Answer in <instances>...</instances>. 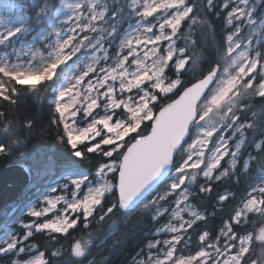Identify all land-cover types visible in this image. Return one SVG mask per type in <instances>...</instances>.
I'll list each match as a JSON object with an SVG mask.
<instances>
[{
    "label": "snow or ice",
    "instance_id": "snow-or-ice-1",
    "mask_svg": "<svg viewBox=\"0 0 264 264\" xmlns=\"http://www.w3.org/2000/svg\"><path fill=\"white\" fill-rule=\"evenodd\" d=\"M230 2L231 7L229 3L223 5L228 9L226 19L230 26L222 43L226 67L223 70L219 65L210 67L207 75L197 83L182 87V94L177 92L171 97L168 94L181 84L179 74L191 59L184 55L187 48L177 47V41L184 38L181 32L184 22L190 20L191 26L198 19L191 15L195 5L189 4L188 0H131L128 4L113 0L111 8L104 0H73L71 3L63 0L60 8H55L58 23L44 37L48 49L46 57L39 61L32 56L22 61L20 55L13 58L7 53L0 57V97L3 100L16 103L11 95L16 92L15 86L7 87L13 81L36 90L42 82L56 78L60 87L54 101L55 111L59 114V122L63 123L66 144L80 159H84L86 153H99L107 158L96 173L99 185L90 187L86 196L75 199L82 185L89 180L82 176L71 182L75 188L73 201L67 202L63 196L49 198L45 202L48 207L32 208L29 215L39 218L55 209L60 201H65L73 213H82L87 227L88 218L93 216L105 194L112 193L116 202L99 216L101 221L114 209L132 213L141 206L153 220H159L169 213V207L160 202L173 196L176 198L175 209L170 212L168 223L158 228L152 234L157 238L147 244L149 250L163 245L166 251L156 256L150 252L149 264H209V261L212 264H246L245 256L253 237H238L233 229L234 225L246 221L248 213H264V184L257 189L259 196L249 198L221 228L220 236L225 241L222 247L219 242L205 244L209 236L205 231L199 237L203 246L194 255H176L181 241L186 236L187 241L191 240L188 230L197 221L205 219L191 210L188 203L189 197L196 194L190 191V186L196 184L197 176L204 178V183L197 185L199 192H211L210 182L235 171L247 132L258 131L264 136V113H258L252 105L257 96L264 98V52L261 51L264 32L260 31L264 30V18L258 19L255 15L257 8L253 0ZM208 4L211 8L212 0H208ZM6 7L9 13H15V17L0 19V24L4 25L0 31V46L9 48L15 42L25 40L30 29L25 23L27 17L23 9L12 4ZM61 9L67 14L63 15ZM126 23L132 25L131 30L125 29ZM245 29L249 34L241 36ZM114 45L117 50L113 59L109 49ZM88 54H91L90 63L86 66L78 63ZM101 61L104 62L102 65ZM73 65L81 70L69 78L67 70ZM168 72L176 75V79L169 80ZM218 73L227 78L212 91L209 85L220 82ZM206 91L208 95H205ZM201 104L204 106L200 107ZM249 112L251 122L237 123L241 121V113ZM81 124L85 126H78ZM190 129L197 136L188 144L189 154L185 158L183 145L187 143L186 137L191 139ZM221 129L223 132L209 150L211 138ZM4 131L8 132V129ZM129 136L131 139L126 140ZM61 139L63 141V137ZM233 140H237L234 147L231 146ZM85 141L89 143L84 149L79 148L78 142L84 144ZM255 148L261 149V143H256ZM10 150L7 140L0 142V154ZM225 157L229 158L231 167L221 169L217 175ZM256 160V156H249L245 167ZM165 184L167 192L151 195ZM227 199V195L220 197L221 201ZM184 211L190 219L184 218L181 214ZM76 222L65 216L50 223L23 224L26 232L22 238L9 234L0 240V255L30 252L35 245L24 242L34 231L49 229L67 233ZM162 233L170 234V238L160 239ZM187 241L185 247H188ZM43 255L41 252L35 259L16 260L13 264H46ZM75 255H84L79 243L75 246Z\"/></svg>",
    "mask_w": 264,
    "mask_h": 264
},
{
    "label": "trees",
    "instance_id": "trees-1",
    "mask_svg": "<svg viewBox=\"0 0 264 264\" xmlns=\"http://www.w3.org/2000/svg\"><path fill=\"white\" fill-rule=\"evenodd\" d=\"M20 4L28 9L33 4L44 6L45 13L49 15L56 7L58 0H8ZM109 8L113 6V0H105ZM194 4L192 16L197 17V22L190 25V20H186L181 32L183 39L178 40V46L187 48L186 56H191L189 65L181 71L180 76L183 80L180 88L168 95L175 96L182 87H187L196 80L207 74L210 67L221 66L223 58V40L228 33L225 22V10L212 3V7L207 5L208 0H189ZM128 4V0H121ZM54 7H51L53 6ZM173 75L172 72H169ZM56 80L44 81L36 90L27 86L16 85V92L11 94L16 100L15 104L3 100L0 97V142L8 141L11 148L6 151L9 155V164H20L26 166L31 178L45 179L67 168L84 169L93 173L105 159L96 153H86L84 159H80L74 151L66 144V135L63 133V125L59 122V114L55 111L54 105L49 101L53 93L52 87ZM170 102V101H169ZM263 104L264 98L257 96L252 105L254 109ZM256 111V110H255ZM150 123V122H146ZM144 125H142L143 130ZM8 129V132L4 130ZM250 132L248 131V134ZM63 137V141L61 139ZM263 136L257 132L255 139H262ZM131 139V136L128 138ZM15 141V143H12ZM253 143L248 147L251 149ZM84 149V145L79 146ZM257 150L254 151V155ZM242 164H239L234 172L220 180L209 183L212 191L200 193L195 191L191 200L198 196L199 204L197 207L205 213V219L197 222L194 229L190 230L191 236L196 233L207 231L208 240L215 239L219 229L229 222L236 207L245 195L255 184L260 176L255 173L252 165L248 170L242 171ZM197 189V188H195ZM228 195L225 201H219L223 194ZM112 202L109 196L105 197L102 205L104 206L102 215L116 202L113 194ZM96 216V214H94ZM93 216L85 227L84 220H79L77 225L70 229L67 234H55L52 236L36 235L34 242L43 250L46 257V264H138L137 260L143 254V236L147 231L150 218L144 211L125 213L115 210L105 216L104 220L96 219ZM259 227L264 234V213H250L246 221L240 225H234L237 235L250 233ZM90 240V251L84 257L76 258L73 254L68 255L72 246L77 242ZM263 241H255L249 248L246 259L251 262L261 264L264 260ZM87 244V243H86ZM58 250L59 255L53 256L52 253ZM68 259L70 262H68Z\"/></svg>",
    "mask_w": 264,
    "mask_h": 264
},
{
    "label": "rangeland",
    "instance_id": "rangeland-1",
    "mask_svg": "<svg viewBox=\"0 0 264 264\" xmlns=\"http://www.w3.org/2000/svg\"><path fill=\"white\" fill-rule=\"evenodd\" d=\"M62 2H63V0H58V3H57L55 8H60V5ZM67 2L71 3V2H73V0H67ZM130 2H131V0H128V3H130ZM253 2L255 3L256 8H257V12L255 14L257 16V18L258 19L264 18V0H253ZM104 3L108 6V3L105 0H104ZM188 3L191 4V2L189 0H188ZM212 3H214L216 6H220L221 10L226 11L225 13L228 12V9H225L223 7V5L225 3H229V7L232 6L230 0H212ZM8 4L14 5L17 9H23L24 15L27 17L25 23L29 27L30 31H29L27 38L25 40L15 42L14 45H12V47L5 48L3 46H0V57L4 56L6 53L12 55L13 58H15L16 55H20L22 58V61L25 59H28L30 56L34 57L35 60H37V61H39L43 57H46L48 49L46 47V40L44 39V37H46L47 33L51 31V27L54 24L58 23L55 8L53 9V11L49 15H47L45 13V10L43 9L44 6H40L38 4H33V7H30V9H28V8H26L20 4H16L12 1L0 0V19H5L9 16H12L13 18L15 17V13H9L8 12L7 7H6V5H8ZM207 5H208V2H207ZM61 12L63 13V15L67 14L65 9H61ZM63 15L61 16V18H63ZM224 19L226 22V27H227V29H229L228 30V32H229L230 26L227 24L226 14H225ZM5 22H6V20H5ZM124 27H125V29L131 30L132 25H129L126 23L124 25ZM3 28H4V25L0 24V31H3ZM260 31L264 32V30H260ZM247 34H249L248 30L245 29L241 33V36H244ZM259 35H260V32L257 33V37H259ZM13 40H15V38H13ZM29 45L31 46L30 49L28 47ZM177 47H179L178 41H177ZM13 48L15 49V52H13ZM179 48H182V47H179ZM116 50L117 49H116L115 45L111 49H109V54L113 59L115 58ZM261 51L264 52V48H262ZM184 55H185V53H184ZM90 62H91V54H88L86 56H83L81 61L78 63L86 66V63H90ZM68 63L72 64L71 61H69ZM100 63L102 65L104 62L101 61ZM109 63H112V61L110 60ZM61 67L63 68L64 66L62 65ZM220 67L222 70L224 67H226L225 61L222 62V65ZM80 70H81L80 67L73 65L71 68H69L67 70V74H68L69 78H71V76L75 75ZM257 71L259 72V68L257 69ZM58 73H59V69H58ZM92 75H94V74H92ZM167 75H168L169 80H175L176 79V75H174V74L170 75L168 72ZM253 75H255V73ZM218 76H220V82L214 83L215 86L213 85L211 87L212 91H215L216 87H219L220 84L224 80H226V78H227L226 76L222 75L221 73H218ZM179 79L181 80V84L178 85L177 88L174 89L172 93L176 92L180 88V86L182 85L183 80H182L180 74H179ZM54 80H56V78H54ZM54 86L55 87H52V89H51V92L53 93V95L49 99V101L55 107L54 101L57 98V95H58L57 90L60 87L57 80H56V83L54 84ZM255 86L256 85L254 84V87ZM179 92H181V91H179ZM172 93H169L168 95H171ZM208 94L209 93H207V95ZM242 103H247V101H243ZM199 106L203 107L204 105L201 104ZM257 108L258 109H254V110H256L258 113H264V105L263 104L258 105ZM212 116H214V113L212 114ZM76 119L79 120L80 119L79 116H77ZM240 122H245V123L251 122L250 112L249 113H241V121H238L237 123H240ZM62 125H63V123H62ZM78 126H85V124H81ZM221 132H223V129H221L220 132H217L213 135V137L211 138V142L208 144L209 150H211L213 143L216 142V139L221 134ZM249 132H250L249 134L247 132V139H246L245 145L242 147L241 153L238 155L237 163H236V167L239 164H242L241 169H242V171H245V172L252 165L253 161H250L248 163L247 167H245V162L248 161L249 156H255L254 151L257 150L255 148V144L261 142V139H257V140L255 139V136L257 135L258 131L253 132V131L249 130ZM228 135H231V133H228ZM196 136H197V133L194 130H191V133H190L191 139L188 138L187 143H185L183 145L185 148V153H184L185 158L189 154L188 153V144L194 142L196 139ZM129 137H126V140H128ZM96 139L98 140L100 138L97 137ZM237 140H238V136H237ZM237 140H233L231 142V146L234 147ZM250 142L253 143L251 149H249V147H248ZM88 143H89L88 141H85L84 144H79V142H78V147L81 145L88 144ZM91 143L94 144L95 141H91ZM104 147H107V146H104ZM121 151H122V149H121ZM96 154H99V153H96ZM103 158L105 160L107 159L106 157H103ZM207 158H208V153L206 152L205 159H207ZM100 165L98 166V168L93 173H89L84 169H78V168L72 167V168H67L64 171L58 172L52 176L46 177L45 179H34L33 180V178H31V181L24 187V189L19 194V197L17 199H15L14 201H12L11 203H9L8 205H6L0 211V226L2 225L3 227L1 226L2 227L1 230L3 229V231H5V232L0 234V240L5 239L6 237L9 236V234H15L16 236L22 238L26 232V229L22 226L23 224L50 223L54 220H57L58 218L63 219V218H65V216H67L70 221L76 220L77 221L76 225H77L79 220H83V215L80 212L73 213L71 211V209L68 208L67 203H65V201H60L59 203H57L55 209L50 210L47 214L42 215L39 218L32 217L31 215H29V213H30L32 208H36L37 210H40L44 207H48V205L45 202L49 198L56 199L59 196H63V197H65V200L67 202L73 201V199H74L73 193L75 192V188L71 184V182H72V180L79 179L82 176L89 177V180L87 182H85L84 185H82L79 193L76 194L75 199H81L84 196H86L88 194V189L90 187L95 188L99 185L100 181H99V177L96 175V173H97ZM230 167H231V162H230L228 157H225V159L223 161H221L220 169H217L216 174L218 175L221 169H227ZM193 171H196V170H193ZM48 181H52L49 189L42 194L35 195L34 192H35L36 188L41 186L42 184L48 182ZM187 183L188 182H186V185H187ZM201 183H204V178L202 175H198L197 180H196V184L190 186V191L195 192V191L199 190L197 185H199ZM262 184H264V174H261L256 179L255 184L252 186L250 191L245 195V197L240 201L239 205L235 209V212L240 207H242V205L249 198H251L252 196H259V192L257 191V189ZM195 188H197V189H195ZM167 191H168V188H167V185L165 184V185L159 187L158 192H155L151 195L153 197L155 195H163ZM111 194L112 193H106L101 204L99 206H97L96 211L93 213V216H94V214H96V216H94L96 219L97 218L99 219V216L102 215V212H103L102 210L104 208L102 203H103L105 197L109 196V198H110L109 201L107 200V203H109L110 201L112 202V197H110ZM224 195L228 196L230 194L225 193L222 196H224ZM191 197H192V195L189 197V201H188V203L191 205V210H194V211L198 212L199 214H201L205 217L206 216L205 213L197 207V205L200 202L198 199V196H195L196 198L194 201L191 200ZM175 199H176L175 197L169 196L167 200L160 202L165 207H169V213H165V215L160 217L159 220H153L152 215L148 211L144 210L142 206L135 211V212L144 211V213H146L148 215V217L150 218V221H151L146 228L147 229L146 233L143 236V239H144L143 240L144 241L143 251L144 252L141 255V257L137 260L138 264H140L141 260L144 261V264H149V253L150 252H151V254L156 256V255H162L163 251H166V249L164 248L163 245L158 246V248H154V249L149 250L147 248V244L150 241L157 238L152 234L158 228H160V227H162L168 223V221L170 219V212L175 209V204H174ZM219 201H221L220 198H219ZM183 207H184V205H181V208H183ZM235 212H234V214H235ZM250 213L256 214V213H260V212L254 211V212H250ZM250 213H248V214H250ZM181 214L184 216V218L186 220L190 219V216H189L187 211H184ZM234 214H233V216H234ZM93 216L89 217L88 221L90 219H92ZM77 217H79V219H77ZM201 221H197V222H201ZM173 223H175V221H173ZM221 228L217 232V236L215 239L208 240L206 238L204 243L206 244L209 242H211V243L219 242V244L222 247L225 241H224V238L222 236H220ZM70 229H72V228H70ZM70 229H68V231ZM192 229H194V225H193ZM192 229L188 230V233L190 236H191V233L189 231ZM262 229H263L262 227H259L255 231H252L250 233H243L241 235H238V237L245 236V235H251L253 237L251 245L257 240L263 241L261 244L264 245V239H261V236H262L261 230ZM68 231H67V233H68ZM67 233L53 232L49 229H44L41 232H35L34 231L33 236H31L28 241L24 242L26 245H35V247L30 252L26 251L24 254H20V255H13V254L0 255V264H13V261H16V260L26 261V260H30V259H35L37 256L40 255L41 252L44 254V252H43V250H41L40 246L38 244H36L34 242V240H32L35 238L36 235L40 234V235H43L45 238L46 236H52L55 234L65 235ZM202 234H203V232L196 230V233L191 236L190 241H187V236H186L185 240L181 241L180 245L177 246L176 255L177 256H184V257H187L189 255H194L203 246L199 240V237ZM159 238L160 239H168V238H170V234L162 233ZM185 241H187L188 247L184 246ZM77 243H79L81 245V248L84 251L83 256H76L75 255V246ZM86 243L81 242V241H77L72 246L71 250L68 252V255H71V253H72L73 257H76V258L84 257L90 251V245H89L90 240L86 239ZM263 250H264V248H263ZM232 251L235 252L236 249H232ZM54 252H58V250H56ZM43 259L46 261L45 254L43 255ZM68 262H70L69 259H68ZM245 262H246V264H248L251 261L245 258ZM255 263L258 264L257 262H255ZM209 264H212V261H209ZM261 264H264V260Z\"/></svg>",
    "mask_w": 264,
    "mask_h": 264
},
{
    "label": "water",
    "instance_id": "water-1",
    "mask_svg": "<svg viewBox=\"0 0 264 264\" xmlns=\"http://www.w3.org/2000/svg\"><path fill=\"white\" fill-rule=\"evenodd\" d=\"M198 81L199 80L193 82L187 87H191ZM212 86L213 85H209V89H211ZM207 93L208 92L206 91L205 95H207ZM180 94H182V92H180ZM176 98L178 99L179 97L177 96ZM185 139L187 140L188 137ZM256 157L257 160L253 161L252 167L255 173L259 175L264 174V167L261 166L264 164V136L261 140V149L257 151ZM30 180L31 175L26 166L9 164V155L7 153L0 154V210L15 200ZM248 264H253V262Z\"/></svg>",
    "mask_w": 264,
    "mask_h": 264
},
{
    "label": "bare ground",
    "instance_id": "bare-ground-1",
    "mask_svg": "<svg viewBox=\"0 0 264 264\" xmlns=\"http://www.w3.org/2000/svg\"><path fill=\"white\" fill-rule=\"evenodd\" d=\"M52 180V179H51ZM53 181V180H52ZM52 181H48V182H46V183H44V184H42L41 186H39V187H37L36 188V190H35V192H34V194L35 195H37V194H42V193H44L45 191H47L48 189H49V187L51 186V182ZM2 226V225H1ZM0 226V234L1 233H3V232H5V231H3V229L1 230V228L3 227H1Z\"/></svg>",
    "mask_w": 264,
    "mask_h": 264
}]
</instances>
